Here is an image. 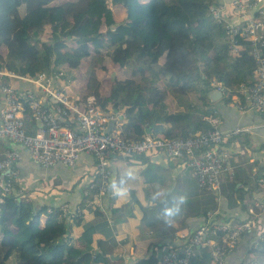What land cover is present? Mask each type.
I'll return each mask as SVG.
<instances>
[{
  "label": "trees",
  "instance_id": "1",
  "mask_svg": "<svg viewBox=\"0 0 264 264\" xmlns=\"http://www.w3.org/2000/svg\"><path fill=\"white\" fill-rule=\"evenodd\" d=\"M110 1L124 6L123 21L116 22L109 0H0V44L7 46L6 55L0 54V68L16 75H34L39 71L68 70L85 58L91 57L92 62H97L104 56L102 66L111 60L122 75L113 78L109 95L101 98V106L105 108L107 102H112L115 109L124 106L129 127H134L137 135L144 132L142 124L147 127L145 131L168 137L221 128L222 121L218 119L223 116L222 109H234L233 106L238 109L236 102L247 105L249 94L242 92L241 86L255 80L256 63L249 53L248 41L239 34L226 31V21L217 20L211 13L209 6L219 4L218 0ZM23 5L24 12L21 13L20 6ZM46 25L50 27V35L42 39L40 34ZM233 37L244 44L237 54L231 53L230 49ZM261 48L264 51V46ZM93 72V69L89 70L85 98L99 100L101 94ZM0 77L3 83H9V75ZM158 79L164 82V90L159 88ZM214 82L222 87L218 100L209 96L216 88ZM16 86L21 92L22 87L32 85L21 80ZM26 109L30 131L35 120L29 106ZM248 110L263 119L260 112ZM176 114L183 116L176 120ZM249 133L248 129L241 130L231 135V139L242 136L241 141L250 145ZM258 141L260 146L251 145L252 150L264 147V139L258 137ZM12 142L3 140L0 143L9 149H17ZM240 153L231 149L233 172L225 173L226 182L222 181L219 190L200 188L197 184L199 191L192 195L190 204L200 207L202 213L199 215L205 218L175 247L179 252L190 244L191 235L199 226L209 224L207 236L219 241L224 234L220 223L232 226L250 219L253 220L252 230L243 231L232 249L226 250L225 263L227 255L242 239L247 241L242 264H264V225H260L257 217L260 207L253 204L254 201L264 203V195L255 193L261 190L257 183L264 175V156L253 158L256 166L252 178L239 177L233 157ZM87 154L93 157L94 165V155ZM186 158L184 153L176 159L181 163ZM14 166L17 167L18 162ZM191 170L194 172L192 167ZM91 179L99 182L93 173L84 189ZM238 182L241 185H237ZM228 183L230 186L222 187ZM221 190L228 204L240 209L235 217H227L226 221L217 219L221 216L216 207V195ZM98 192L97 187L93 188L84 197H97ZM28 195L20 187L18 178L12 181V191L5 193L0 202V264H9L13 255V264H113L104 255L84 252L69 243L71 226L81 219L82 206L71 207L72 202L67 199L64 202L69 204V211L64 212L60 205L49 206ZM250 206L254 207L253 211L249 210ZM210 209H214V213L208 216ZM211 248L212 244L208 242L195 246L189 264H216ZM160 257L153 250L135 264H160Z\"/></svg>",
  "mask_w": 264,
  "mask_h": 264
},
{
  "label": "built area",
  "instance_id": "2",
  "mask_svg": "<svg viewBox=\"0 0 264 264\" xmlns=\"http://www.w3.org/2000/svg\"><path fill=\"white\" fill-rule=\"evenodd\" d=\"M209 9L217 20L226 21V31L239 34L248 41L249 53L255 60V80L249 85L242 84L241 91H247V105L236 102L240 110L248 108L260 112L264 121V0H230ZM240 15L238 22L230 21L227 14ZM230 43L231 53L237 54L244 48L241 41L233 37ZM2 71V70H0ZM10 77L19 78L32 86L16 89V82L3 83L0 81V142L11 140L25 147L31 158L41 167L49 168L60 162L68 166L76 164L81 153H92L95 157L93 172L99 178L96 183L92 179L84 189V194L96 188L99 194L105 192L107 184L102 180L109 176L106 158L111 153L124 155L158 154L163 153L169 158L181 157L187 154L185 164L192 167L200 188L219 190L221 175L233 172L231 163V145L228 143L233 134L247 129L236 126L224 131L212 127L198 131L189 136L168 137L162 134L144 131L140 135H123L112 130L115 115L112 111H101L100 107L89 99L87 103L71 100L68 92L64 91L63 72H36L34 75H16L7 72ZM7 73H0L6 74ZM217 89H222L220 83ZM55 88V90H52ZM19 92V93H18ZM24 96V98H20ZM31 109L35 120L34 127L28 130L25 118L27 106ZM53 101H57L53 104ZM212 121H215L212 119ZM22 157L18 149H7L0 157V202L5 193L12 191V181L20 177L14 164ZM259 183V184H258ZM258 185L264 186V177H259ZM260 225H264V203L254 201ZM67 212L68 204L60 205ZM250 206L249 210H254ZM48 211H51L48 208ZM214 211H208L210 216ZM256 215V212L253 213ZM256 224V223H254ZM257 225V224H256ZM224 229L221 240L207 236L208 225L195 229L190 238V244L182 251L167 250L161 255L160 264H189V256L194 253L195 246L212 244V260L216 264H225L226 250L232 249L237 238L243 231H250L253 220H247L234 225L220 223ZM214 224V229L216 228Z\"/></svg>",
  "mask_w": 264,
  "mask_h": 264
},
{
  "label": "crops",
  "instance_id": "3",
  "mask_svg": "<svg viewBox=\"0 0 264 264\" xmlns=\"http://www.w3.org/2000/svg\"><path fill=\"white\" fill-rule=\"evenodd\" d=\"M218 1L222 4L230 0ZM225 14L227 13L225 12ZM227 15L233 23L242 19L240 15L234 16L230 13ZM10 80L14 82L16 79L10 77ZM73 89L79 90L71 85L68 88L70 94ZM121 107L119 124H112L113 129L119 130L123 135H137L134 127H129V116L125 107ZM233 108L222 109L223 116H220L221 119L218 121H222L223 128L221 127V129L224 131L236 126H243L249 130L250 145L241 141L242 136L233 141L230 137L228 143L231 145V149L241 152L233 157L235 158L237 176L252 178L256 166L252 160L254 157L264 156V147L252 150L251 145L259 147L258 137L264 139V121L252 110H240L234 106ZM171 110L176 109H168V111ZM182 116V114H176L175 119L179 120ZM142 128L145 131L147 127L142 124ZM11 145L22 153L21 159L17 161V168L20 173L19 184L25 193H28L30 198L49 206L61 205L67 199L72 202L71 207L82 206L81 219L71 226L69 243L80 247L84 252L104 255L110 263L135 264L146 257L150 251L155 250L157 255L161 256L167 250H174L205 218L204 215H199L202 213L200 207H192L190 204L192 195L199 189L195 173L191 167L185 164V161L178 163V159H170L163 153L123 155L122 158L118 157L116 153H111L109 155L111 170L109 182L129 168L136 173V179L128 185V197H115L108 189L99 197L85 198L83 189L94 173V161L91 155L83 153L76 164L72 166L56 162L49 168H43L31 158L21 144L12 142ZM7 149H9L7 146L0 143V157ZM226 177L225 173L221 175L220 185L222 181L226 182ZM245 180H247L246 177ZM157 183L171 189L172 195L186 194L188 197L181 215L175 219L171 226H166L154 219L158 207L150 204L149 194ZM237 185L241 184L238 182ZM223 186H230V183L222 184ZM258 187L261 190L255 191V193L258 196L264 195V186L258 185ZM216 199L218 203L216 207L219 210L215 208L220 211L219 215L221 216L217 218L219 221H226L227 217H235L240 212L237 206L228 204L222 190L218 192ZM212 210L210 209V211ZM40 224H43V219ZM246 245L247 241L241 239L234 250L227 255L225 264H242ZM14 259L15 255L11 256L9 264H13Z\"/></svg>",
  "mask_w": 264,
  "mask_h": 264
},
{
  "label": "rangeland",
  "instance_id": "4",
  "mask_svg": "<svg viewBox=\"0 0 264 264\" xmlns=\"http://www.w3.org/2000/svg\"><path fill=\"white\" fill-rule=\"evenodd\" d=\"M64 1H67V0H57V2H64ZM109 5L113 11L116 22L123 21L125 19V17H124V15H125L124 6L121 3H114V2H111L110 0H109ZM70 7L68 6V8H70ZM20 12L21 13L24 12V5L22 7L20 6ZM49 35H50V27L48 25H46L44 30L40 34V37L42 39H45ZM6 52H7V46H5L4 44H0V54L6 55ZM100 52H101V54L104 53L103 50H100ZM94 56H97V55H94ZM103 58L105 60L106 57L103 56ZM103 58L101 61L92 62L91 57H88V58L81 60L77 64V66H75L74 68L71 67V68H68V70H63L64 68L60 69L63 72V75H62L63 84H62V86H64V91H66L68 93H69L68 88L71 85L74 86L75 89L79 88V90L73 89L71 94H69L70 99L74 100L76 102H80V103H87V101L89 99H86L85 95H86V91H88L87 86L89 84V78H90L89 70L93 69V71H94L93 74H95V76L97 77L98 87H99L98 91L100 92L101 96L99 97L100 98L99 100H97L96 98L93 97L91 99V101L94 102L97 106H99L101 108L100 109L101 111H103V109L106 111H112L115 115V118H116L114 124H116V123L119 124L118 120H120L122 107H118L115 109L113 107L114 104L112 102H107L105 105V108H103L101 106V102H102L101 98L109 95V89H110V85L112 84L113 78L117 77V76H121L122 73L119 72V67L117 66V64H114L111 60H107L106 63L102 66V63L104 62ZM0 70H2V71H0V73H7V72L10 73V71H6L5 69H2V68H0ZM0 75H2V74H0ZM8 75H10V74H8ZM15 79H16L15 82L18 85L19 82L21 81V79H19V78H15ZM0 81H2L1 77H0ZM9 81H10V78H9ZM99 83H100V86H99ZM157 83L159 84V88L164 90V87H163L165 85L164 82L162 80L158 79ZM52 90H55V88H52ZM168 106L172 107V104L168 103ZM112 130L116 133H120V131L117 129L112 128ZM123 155L124 154H122V153H119V152L117 153V156L120 158H122ZM152 155H156V154H152ZM128 159H131V158H128ZM106 165H107V168L109 169V171L111 173V170L109 168V156L106 158ZM110 173L106 179L102 180L107 185L109 184L110 175H111ZM107 190H108V187L106 186L105 191H107ZM103 193H100V194L98 193L97 197H99Z\"/></svg>",
  "mask_w": 264,
  "mask_h": 264
},
{
  "label": "clouds",
  "instance_id": "5",
  "mask_svg": "<svg viewBox=\"0 0 264 264\" xmlns=\"http://www.w3.org/2000/svg\"><path fill=\"white\" fill-rule=\"evenodd\" d=\"M135 179V171L129 168L122 172L117 178L112 179L107 187L113 196L127 198L129 195L128 185ZM187 199L188 197L186 194L172 195L171 189L157 183L149 194L150 204L154 207H158L154 219L158 222H162L166 226L173 225L175 219L181 215Z\"/></svg>",
  "mask_w": 264,
  "mask_h": 264
},
{
  "label": "water",
  "instance_id": "6",
  "mask_svg": "<svg viewBox=\"0 0 264 264\" xmlns=\"http://www.w3.org/2000/svg\"><path fill=\"white\" fill-rule=\"evenodd\" d=\"M222 95V91L220 89H212L210 92H209V96L213 99V100H217L218 98H220ZM112 154H115V153H112Z\"/></svg>",
  "mask_w": 264,
  "mask_h": 264
}]
</instances>
